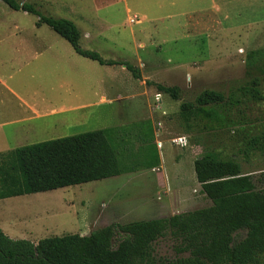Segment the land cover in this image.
<instances>
[{"label": "rangeland", "instance_id": "obj_1", "mask_svg": "<svg viewBox=\"0 0 264 264\" xmlns=\"http://www.w3.org/2000/svg\"><path fill=\"white\" fill-rule=\"evenodd\" d=\"M18 1L35 4L46 15L69 18L80 30L82 48L95 50L105 59L130 62L139 68L140 78H134L122 65H100L78 55L46 24L36 26V15L13 10L3 1L0 77L18 81L17 84L25 79L20 90L39 87L49 92L50 87L57 86L59 74L52 71L57 67L48 63L49 57L72 60L71 70L80 71L95 82L111 81L113 99L107 107L97 106L99 116L109 113L108 122L91 120L78 133L135 123L150 135L151 128L155 135L152 145L161 159L154 168L3 198L0 229L6 235L36 243L44 237L86 235L85 232L111 223L167 217L178 209L206 207L210 199L204 196L194 168L191 174L194 159H181L182 171H175L178 159L172 158L180 150H188L194 158L211 152L218 158L236 160L242 172L252 176L256 187H262L264 154L247 151L246 141L251 135L264 132V101L233 108L219 106L218 119H205L191 126L190 133L185 132L188 126L179 116V105L194 101L206 89L220 91L227 97L249 77H264V59L248 64L251 53L264 51V0H225L219 14L208 0H185L174 6L162 3L158 11L154 10L160 0H131L118 3L113 13L107 4ZM134 8H147L149 12L144 14L148 19ZM184 10L189 11L187 15L182 13ZM155 17L160 19L153 22ZM20 67L22 71L17 73ZM33 69L37 74L26 80L24 73ZM156 84L177 86L178 98L159 93ZM75 85L82 87L83 92L87 82ZM100 86L98 93L104 85ZM260 86L264 91V79ZM3 89L0 87V91ZM142 120H147L146 124ZM178 137H183L181 142L175 140ZM149 143H144L145 148H150ZM11 148L12 142L0 140V150ZM152 246L154 255L167 262L186 255L177 254L169 235L158 238Z\"/></svg>", "mask_w": 264, "mask_h": 264}, {"label": "trees", "instance_id": "obj_2", "mask_svg": "<svg viewBox=\"0 0 264 264\" xmlns=\"http://www.w3.org/2000/svg\"><path fill=\"white\" fill-rule=\"evenodd\" d=\"M0 1L13 10L36 15V26L46 24L78 55L100 65H122L134 78H140L139 68L130 62L105 59L95 50L82 48L80 30L72 20L46 15L33 3ZM263 59L264 51H255L249 55L248 64ZM262 79L258 75L249 77L227 97L206 89L194 101L180 103L179 116L188 126L185 132L190 133L191 126L205 119H218L219 106L233 108L263 102ZM156 88L174 99L179 96L177 86L156 84ZM140 122L146 124L147 120ZM134 124L0 151V199L158 167L160 158L152 145L153 130L150 128L148 135ZM147 141L148 149L144 146ZM246 149L264 154V132L251 135ZM193 168L202 192L210 199L209 206L167 217L111 223L86 235L44 237L36 243L12 239L0 229V264H264V176L262 187L257 188L252 176L243 173L236 160L218 158L211 152L195 158ZM165 235L174 241L177 254L186 255L171 262L156 257L153 242Z\"/></svg>", "mask_w": 264, "mask_h": 264}, {"label": "crops", "instance_id": "obj_3", "mask_svg": "<svg viewBox=\"0 0 264 264\" xmlns=\"http://www.w3.org/2000/svg\"><path fill=\"white\" fill-rule=\"evenodd\" d=\"M53 3H70V2H86L89 4H107L109 12L113 13L117 9V4L131 0H51ZM185 0H160L156 1V8L158 11L162 3L176 5L178 2ZM212 9L216 13H220V4L225 3V0H208ZM141 16L148 19L144 13L149 12L147 8L135 9ZM188 10H184V15L188 14ZM191 13L193 12L190 11ZM143 13V14H141ZM225 14V13H223ZM55 17V16H53ZM66 18V17H64ZM69 19V18H68ZM155 17L153 22L159 20ZM163 23H160L162 25ZM71 57V55L69 54ZM50 61L56 65L55 73L58 78L57 86L50 87L49 92L43 91L42 88L31 90H20V86L25 81H8L0 77V87L4 88L0 91V140H6L13 143V148L50 140L54 138L64 137L76 134L83 127L89 125L91 120L102 119L103 122H108V112L105 115L98 114V104L107 107L112 104L111 81H93L91 77L84 76L80 71L71 70L69 66L73 64L71 61L64 60V57L53 56L49 57ZM35 64V63H34ZM16 70L17 73L22 71ZM26 70V69H25ZM27 70L25 74L26 80L35 77L38 71ZM43 72L51 73V71L42 70ZM41 72V71H40ZM22 74V76L24 75ZM97 80V79H96ZM86 81L87 85L83 89L76 86L77 82L82 83ZM104 85L101 92L98 93V87ZM16 89V90H15ZM113 112L111 111V115ZM11 148V149H13ZM3 151V150H0ZM161 159V155L159 157ZM172 159L176 160L175 171L181 172L182 160L181 159H195L188 150H180L173 156ZM194 161V160H193ZM193 161L191 166V174L193 168ZM165 175L162 172V175ZM166 176V175H165ZM205 196V195H204ZM1 200V199H0ZM208 200V199H206ZM211 204V202H210ZM209 204V205H210ZM207 205V206H209ZM202 208V207H201ZM180 211L176 210L177 213ZM140 220V219H138ZM89 232V231H88ZM88 232L85 234H88Z\"/></svg>", "mask_w": 264, "mask_h": 264}, {"label": "built area", "instance_id": "obj_4", "mask_svg": "<svg viewBox=\"0 0 264 264\" xmlns=\"http://www.w3.org/2000/svg\"><path fill=\"white\" fill-rule=\"evenodd\" d=\"M182 139H183V137H181V138H180V137H178V138H176L175 140H176V141H178V140H179V141L181 142V140H182ZM179 141H178V142H179Z\"/></svg>", "mask_w": 264, "mask_h": 264}]
</instances>
